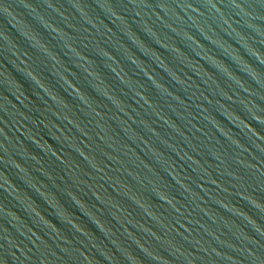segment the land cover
<instances>
[{
  "label": "water",
  "instance_id": "water-1",
  "mask_svg": "<svg viewBox=\"0 0 264 264\" xmlns=\"http://www.w3.org/2000/svg\"><path fill=\"white\" fill-rule=\"evenodd\" d=\"M0 264H264V0H0Z\"/></svg>",
  "mask_w": 264,
  "mask_h": 264
}]
</instances>
